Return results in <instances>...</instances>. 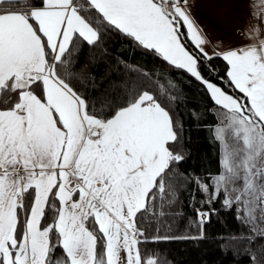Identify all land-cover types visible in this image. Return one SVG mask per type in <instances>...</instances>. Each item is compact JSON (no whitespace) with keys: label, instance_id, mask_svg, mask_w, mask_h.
<instances>
[{"label":"snow or ice","instance_id":"6c2138e0","mask_svg":"<svg viewBox=\"0 0 264 264\" xmlns=\"http://www.w3.org/2000/svg\"><path fill=\"white\" fill-rule=\"evenodd\" d=\"M249 8L251 43L222 52L241 101L204 80L182 43L180 22L201 52L206 43L188 0H0V264H157L141 256L144 233L135 218L181 159L168 148L176 140L173 122L147 91L109 114L97 112L59 75L74 38L99 39V28L82 15L89 9L206 85L226 110L217 128L225 172L216 184L242 179L236 200L248 197L249 221L257 205L264 221V0H249ZM46 206L56 219L41 229ZM253 230L264 234L259 225ZM54 231L59 245L50 239Z\"/></svg>","mask_w":264,"mask_h":264},{"label":"trees","instance_id":"16d2710c","mask_svg":"<svg viewBox=\"0 0 264 264\" xmlns=\"http://www.w3.org/2000/svg\"><path fill=\"white\" fill-rule=\"evenodd\" d=\"M79 3L86 5V0ZM82 15L99 28V39L89 44L74 38L62 58L66 62L57 64L59 75L105 114L147 91L169 112L176 134L168 148L181 159L166 170L164 191L154 187L135 218L144 233L137 245L142 258L154 256L157 264H264V235L254 233L237 207L225 203L215 189L222 171L217 128L223 123L204 83L107 25L94 9ZM179 31L198 58L203 79L242 99L230 84L223 57L214 54L208 59L187 39L185 27L180 25ZM201 212L206 214L204 221L199 219ZM54 216L55 210L47 206L41 226L52 224ZM50 239L59 245L55 231ZM54 254L61 257L62 249L57 247Z\"/></svg>","mask_w":264,"mask_h":264},{"label":"rangeland","instance_id":"374dc122","mask_svg":"<svg viewBox=\"0 0 264 264\" xmlns=\"http://www.w3.org/2000/svg\"><path fill=\"white\" fill-rule=\"evenodd\" d=\"M188 5H189V11H190L191 17L193 18L196 25L201 30L202 36L206 41V43L204 45H202L203 52H201L200 49L197 48L195 46V44H193V42L188 38L187 29L185 28L186 36H187V39L190 40L191 43L201 53H203V54L207 53V56H208V55H211V52H214V54L221 53L220 55L222 56L223 51L239 50V49L248 47L249 44L251 43L252 37L249 35H246V33H245V29L247 28L249 23L252 22V21H250L249 0H188ZM180 25H182V22H180ZM181 41L183 44H185L182 38H181ZM187 50L194 56V54L188 48H187ZM214 54H212V55H214ZM229 68H230V66H229ZM229 68H228V70H229ZM205 87H206V85H205ZM206 89H207V87H206ZM236 90H238V89H236ZM209 94L211 96L210 92H209ZM227 94H229V93H227ZM229 95H232V94H229ZM232 96L234 98H237L234 95H232ZM211 98H212V96H211ZM237 99H239L241 101H245L244 97L242 99L241 98H237ZM216 111L218 112L220 119L223 121L224 113L226 112V110L221 108V106L216 104ZM225 123H226V121L222 124L221 127H224ZM225 140L230 144L234 142V139L227 134L225 136ZM220 142L222 144V158H221L222 171H221V174L218 175V177L220 175L224 174V172H225V169L223 166L224 146H223V143L221 140H220ZM216 179H217V177H216ZM216 179H215V189H216V191L222 192V200L225 203H227L226 201H231V203H227V204H234L237 207V210L240 212L243 220L249 224V227L252 229V231L254 233L257 232V233L261 234L260 231H254L253 230L255 225H259L260 229H264V221L259 219V217L261 215V213L259 211V206L257 205L256 211L254 213V215L257 217V219L255 221L250 222L248 215H247L248 209H247L245 203L243 202L244 200L248 199V197H242L241 201L236 200V197H237V195H239V192L234 191V189L238 190V189L242 188L243 187V180L238 179L233 183H228L227 185L221 184L218 187L216 184ZM53 191H56V189H54ZM75 198L76 197H74V199ZM49 200H50V202L55 201L57 206H59V201L56 200L54 197L50 196ZM145 203H146V201H145ZM55 219H56V216H54L52 224L54 223ZM199 219L201 221H204L206 219L205 212L199 213ZM42 220H43V218L41 219V222H42ZM52 224H50V225H52ZM46 226H49V225H46ZM88 226L90 229L95 228V230L98 232V225H93V224L89 223ZM43 228L44 227L41 226V229H43ZM100 235H102V234H100ZM262 235H264V234H262ZM121 255L123 257L125 255V253L122 252ZM149 257H151V256H149ZM152 258L156 259V257H154V256ZM156 261H157V259H156ZM162 264H167V263L164 262ZM254 264H256V263H254Z\"/></svg>","mask_w":264,"mask_h":264},{"label":"crops","instance_id":"0c3cea01","mask_svg":"<svg viewBox=\"0 0 264 264\" xmlns=\"http://www.w3.org/2000/svg\"><path fill=\"white\" fill-rule=\"evenodd\" d=\"M214 54V52H211V55ZM211 55H208V56H211Z\"/></svg>","mask_w":264,"mask_h":264}]
</instances>
